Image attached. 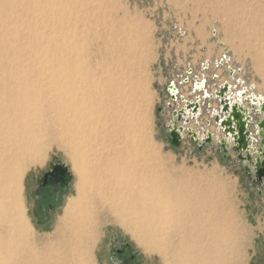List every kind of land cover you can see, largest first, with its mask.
Here are the masks:
<instances>
[{
  "label": "bare ground",
  "instance_id": "bare-ground-1",
  "mask_svg": "<svg viewBox=\"0 0 264 264\" xmlns=\"http://www.w3.org/2000/svg\"><path fill=\"white\" fill-rule=\"evenodd\" d=\"M116 11L109 0H0V264H92L100 206L163 264H249L226 185L155 160L131 101L138 32L110 20ZM50 138L72 157L76 196L39 246L22 179Z\"/></svg>",
  "mask_w": 264,
  "mask_h": 264
},
{
  "label": "rangeland",
  "instance_id": "rangeland-1",
  "mask_svg": "<svg viewBox=\"0 0 264 264\" xmlns=\"http://www.w3.org/2000/svg\"><path fill=\"white\" fill-rule=\"evenodd\" d=\"M109 1L117 8L109 19L131 25L138 32L129 34L133 36L137 64L131 79L142 88L132 89L131 101L133 106L137 104V113L146 122L142 133L155 153V160L165 169L181 171L203 186H213L215 182L226 185L232 210L249 232V264H264V183L256 184L232 152L231 159L224 153L209 155L206 149L199 154L185 141L174 149L164 135L171 114L166 108L171 102L168 87L189 68L213 82L223 80L239 87L243 84L250 92L264 98V36L261 34L264 32V0H229L228 8L216 7L208 0ZM97 42L93 43V48L97 47ZM230 70L234 71V77ZM48 144L45 160L30 166L22 179L25 217L39 246L48 244L47 237L56 232L68 201L76 196L77 175L71 155L66 152L65 144H57L56 139L50 138ZM54 159L63 161L71 169L73 189L57 207L51 222L39 228L31 214L33 180ZM92 232V264H110L105 255L111 242H128L140 252L141 259L149 264H163L161 257L146 252L108 209L97 207Z\"/></svg>",
  "mask_w": 264,
  "mask_h": 264
},
{
  "label": "water",
  "instance_id": "water-1",
  "mask_svg": "<svg viewBox=\"0 0 264 264\" xmlns=\"http://www.w3.org/2000/svg\"><path fill=\"white\" fill-rule=\"evenodd\" d=\"M230 75L234 77V71L230 70ZM188 82L189 80H185L183 85ZM237 84L239 85L240 82ZM205 89L206 83L200 82L195 84L193 92L201 93ZM232 90L235 89L226 82L213 93L196 97L195 100H187L176 84L171 83L168 87L171 102L166 105L167 110L171 112L169 123L165 125L168 140L173 147L180 148L187 139L201 152L208 147L218 146L217 152L224 153L228 159L232 158L230 154L232 152L249 176H255L262 182L264 181V98L250 92L244 86L233 94H231ZM214 100H218L219 109L210 111L213 105L207 103ZM244 101L249 102V108L244 107ZM201 104L209 109L203 111ZM159 112H162V108ZM204 114L210 119L200 124L199 120ZM258 117L261 119L258 120ZM192 121L196 130L189 128ZM213 123L216 126L215 133L208 131Z\"/></svg>",
  "mask_w": 264,
  "mask_h": 264
},
{
  "label": "flooded vegetation",
  "instance_id": "flooded-vegetation-1",
  "mask_svg": "<svg viewBox=\"0 0 264 264\" xmlns=\"http://www.w3.org/2000/svg\"><path fill=\"white\" fill-rule=\"evenodd\" d=\"M164 135L168 140L166 128L164 129ZM171 147L177 149L172 145ZM250 178L256 184L264 183V181H258L255 176ZM72 189L73 175L71 169L59 159H54L43 172L35 177L31 192L34 199L31 214L35 223L38 222L37 226L39 228H43L51 222L53 213L60 204L64 203ZM106 252L105 257L110 264H149L143 258L141 259L140 252L128 242L120 244L111 242Z\"/></svg>",
  "mask_w": 264,
  "mask_h": 264
},
{
  "label": "crops",
  "instance_id": "crops-1",
  "mask_svg": "<svg viewBox=\"0 0 264 264\" xmlns=\"http://www.w3.org/2000/svg\"><path fill=\"white\" fill-rule=\"evenodd\" d=\"M201 74V73H200ZM202 75V74H201ZM201 75H197V72H196V76L197 77H199L200 79H202V78H208L207 76H201ZM218 77V76H217ZM219 78V77H218ZM208 80V86H209V89H208V92H213V91H216V90H218V88L222 85V84H224L225 83V81H217V82H213V80L211 79V80H209V79H207ZM221 80V79H220ZM228 83H230L231 84V86L233 87V89H235V90H232L231 91V94H233L234 93V91H238V90H240L241 89V87H239V86H237L236 85V83H233V82H228ZM178 85H179V83H178ZM192 88H193V84L192 83H190L189 85H187V86H184V87H182V86H180V90H181V92H184V96H185V98L187 99V100H191L190 99V93H191V91H192ZM207 92V93H208ZM196 96H200V97H203L204 96V93L202 92V93H197L196 94ZM193 99V98H192ZM212 104L213 105V108H212V110H214V111H217L218 109H219V103H218V101L217 100H215V101H212V102H208L207 104ZM181 106V105H180ZM244 107L245 108H249V102H246V101H244ZM201 109L204 111V110H206V109H208L207 108V106L206 105H202L201 104ZM170 116H171V114H170ZM168 118H169V116H168ZM210 118L206 115V114H204V116L202 117V119H200L199 120V123L200 124H204L205 122H207L208 120H209ZM194 121H192V124L191 125H189V128H191V129H194V130H196L195 128H194ZM181 125V124H180ZM216 126H215V124L213 123L212 124V128H210V129H208V131H210V132H212V133H215L216 132V128H215ZM185 143H186V145H188L190 148H192V149H194V150H198V147L197 146H194L192 143H190L187 139H185ZM168 144L170 145V143L168 142ZM171 146V145H170ZM232 146V145H231ZM196 147V148H195ZM217 149H218V146H216V147H214V148H212V147H208L207 149H206V153H208L209 155H212L213 153H215L216 155H221V154H219L218 152H217ZM198 153L199 154H202L203 152H201V151H199L198 150ZM234 159H235V156L233 157ZM236 160V159H235Z\"/></svg>",
  "mask_w": 264,
  "mask_h": 264
},
{
  "label": "built area",
  "instance_id": "built-area-1",
  "mask_svg": "<svg viewBox=\"0 0 264 264\" xmlns=\"http://www.w3.org/2000/svg\"><path fill=\"white\" fill-rule=\"evenodd\" d=\"M190 72H192V74L190 75ZM185 80H189V82H188V84H184L183 85V82L185 81ZM200 82H205L206 83V89H205V91L203 92L204 93V95H206V94H210V93H213V92H208V89H209V86H208V80L206 79V78H202V79H200L199 77H197L196 76V70H194V68H189L186 72H185V75L184 76H180V77H178V80H175V81H173L172 83H175L176 84V86H177V88L179 89L180 88V86H182V87H184V86H187V85H189L190 83H192L193 84V88H192V91H191V93L189 94L190 95V99L191 100H195V98L196 97H200V96H196V94L198 93L199 94V92H196V93H194L193 91H194V87H195V84H197V83H200ZM178 83H179V85H178ZM226 83V82H225ZM223 85V84H222ZM242 86H243V84H241V88H242ZM219 89V88H218ZM179 91H180V93L181 94H183V96H184V92H181V90L179 89ZM217 91V90H216ZM201 92V93H202ZM208 92V93H207ZM185 97V96H184ZM193 98V99H192ZM215 101V100H214ZM218 101V100H217ZM212 102V101H211ZM179 105H181V103H179ZM208 108V107H207ZM213 108V107H212ZM209 109V108H208ZM210 111H214V110H212V109H209Z\"/></svg>",
  "mask_w": 264,
  "mask_h": 264
}]
</instances>
